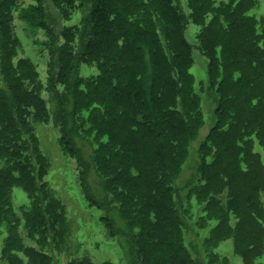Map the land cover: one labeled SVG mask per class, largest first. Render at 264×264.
Listing matches in <instances>:
<instances>
[{
    "label": "trees",
    "instance_id": "obj_1",
    "mask_svg": "<svg viewBox=\"0 0 264 264\" xmlns=\"http://www.w3.org/2000/svg\"><path fill=\"white\" fill-rule=\"evenodd\" d=\"M22 1L0 0V35L5 38L0 43V82L6 87V92L0 89V236L4 227L2 253L10 264H48L45 253L25 247L18 235L20 217L30 236L39 240H46L48 226L58 237L65 218L44 182L49 162L32 137L35 122L47 123V103L35 65L16 59L14 13L47 37L52 29L43 22L40 1L28 7ZM49 1L66 22L83 8L79 0ZM92 2L82 25L64 27L58 34L61 62L56 80L49 83L55 91H71L74 125L78 134L92 139L96 171L115 200L130 207L133 227L144 232L141 263L193 264L171 212L170 193V181L186 159L187 139L203 120L190 73L192 46L185 38L191 22L200 29L196 38L208 60V77L224 102L206 145L214 157L205 160L203 183L194 189L196 200L206 206L205 224L217 223L208 245L233 240L244 264H259L264 255V166L249 141L264 139V83H259L262 75L264 79V34L250 15L253 0H188V15L179 12L174 0ZM81 44L83 50L76 54ZM78 61L96 66L98 74L70 86ZM61 146L72 156L69 138L63 137ZM239 155L245 160L241 174ZM14 188L29 199L20 217L12 207Z\"/></svg>",
    "mask_w": 264,
    "mask_h": 264
},
{
    "label": "rangeland",
    "instance_id": "obj_2",
    "mask_svg": "<svg viewBox=\"0 0 264 264\" xmlns=\"http://www.w3.org/2000/svg\"><path fill=\"white\" fill-rule=\"evenodd\" d=\"M33 1L36 0H23L22 7H28ZM38 1L42 4L43 22L46 27L52 29L49 37L44 30L36 31L29 28L20 18L18 11L14 13L12 32L19 45L16 59H29L35 65L45 90L43 98L47 103V123L35 122L32 125L34 131L32 137L39 151L49 162V173L44 182L52 189L56 201L62 205L65 220L58 237L54 238L50 226L47 227L46 240L31 237L20 217V208L29 205L28 196L22 189L14 188L11 202L21 220L19 238L25 247H32L45 253L48 264H142L139 243H144L141 239L144 232L141 233V230L133 227L130 207L127 206L126 210L115 200L109 188L107 189L106 180L96 171L92 139L78 134L74 125L73 113L76 106L71 91L63 87L55 91L49 83L56 80L61 62L58 49L62 42L58 39V34L64 27L82 25L92 11L93 2L79 0L83 3L82 10L76 12L71 21L66 22L49 0ZM174 2L179 12L183 15L189 14L188 0ZM253 5L250 15L261 24L260 30L264 34V0H253ZM199 30L198 26L189 22L185 38L192 46L193 64L190 73L195 79V91L203 120L196 134L188 137L185 162L176 178L170 181L171 212L181 226L183 242L193 264H244L243 259L235 252L233 240H226L215 247L208 245L211 230L217 223L209 221L205 224V219L208 218L204 211L206 206L200 204L194 195V189L203 183L202 167L205 160L209 163L214 157L212 152L206 150V145L209 134L219 125L222 118L219 112L224 106V102L218 100L217 89L208 77V60L202 54L196 38ZM3 42L5 38L0 35V43ZM82 50L81 44L75 53L79 54ZM262 67L264 68V62ZM97 74L96 66L75 62L68 84L72 86L78 78ZM262 77L260 84L264 83ZM259 83H256V86ZM0 89L6 92L4 82H0ZM182 104L181 102L180 106ZM63 137L69 138L72 144V156H67L61 146ZM249 143H252L253 152L259 156L264 166V139L263 141L253 139ZM242 152L240 149V153ZM239 156L241 166L237 172L241 174L244 172L245 160L243 156ZM220 198L223 199L221 203L223 207L226 194ZM260 200L264 205V195H261ZM230 218V224L234 226L236 220L232 216ZM128 221H131V224ZM1 231L0 264H10L2 253L7 238L5 228L3 227ZM40 241L44 245L43 248ZM147 251L150 255L149 248ZM153 252L154 250L151 251ZM20 257L24 262L27 261L23 255ZM258 263L264 264V255L259 258Z\"/></svg>",
    "mask_w": 264,
    "mask_h": 264
}]
</instances>
